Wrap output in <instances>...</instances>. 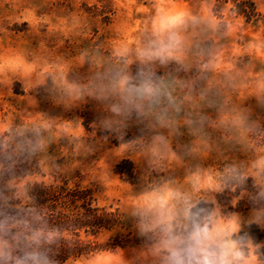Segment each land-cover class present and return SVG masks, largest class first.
Wrapping results in <instances>:
<instances>
[{"label": "rangeland", "instance_id": "obj_1", "mask_svg": "<svg viewBox=\"0 0 264 264\" xmlns=\"http://www.w3.org/2000/svg\"><path fill=\"white\" fill-rule=\"evenodd\" d=\"M254 1L248 22L234 0H177L168 59L151 39L157 0H0V133H14L17 153L45 174L20 192L53 176L95 187L122 218L100 239L123 235L126 264H157L155 238L133 214L140 193L196 167H234L264 186V0ZM126 82L139 92L125 108ZM124 159L132 182L115 171ZM237 201L217 202L221 215L264 226Z\"/></svg>", "mask_w": 264, "mask_h": 264}, {"label": "trees", "instance_id": "obj_2", "mask_svg": "<svg viewBox=\"0 0 264 264\" xmlns=\"http://www.w3.org/2000/svg\"><path fill=\"white\" fill-rule=\"evenodd\" d=\"M231 11L248 22L259 16L254 0H234ZM17 139L14 133H0V253H5L0 261L16 264L18 258L39 252L48 264H67L121 248L126 241L123 235L100 239L122 227V218L117 209L98 203L95 187L53 176L52 180L27 181L24 193L20 192V182L45 174L17 153ZM115 171L129 182L136 178L128 159L118 163ZM216 197L222 206L237 198V210L261 211L264 219V186L251 176L234 191L225 190ZM237 239L250 243L259 264H264V226L248 224Z\"/></svg>", "mask_w": 264, "mask_h": 264}, {"label": "clouds", "instance_id": "obj_3", "mask_svg": "<svg viewBox=\"0 0 264 264\" xmlns=\"http://www.w3.org/2000/svg\"><path fill=\"white\" fill-rule=\"evenodd\" d=\"M154 7L157 12L153 17L151 39L160 42L156 54L177 59V50L170 48L168 42L170 33L178 31L179 26L170 18L173 13L169 10H180L182 5L177 0H157ZM138 92V88L126 82L124 92L118 93L125 100V108L135 103ZM258 159L261 165L256 169L257 177L264 173V156ZM247 175L234 167L222 171L196 167L186 172L180 182L167 181L140 193L135 198L133 214L140 217L141 231L150 232L155 238L157 264H259L255 249L237 239L240 226L235 218L222 216L211 195L234 191ZM224 239L229 243L222 244ZM201 249L207 251V260ZM105 260L111 264H126L119 250L98 253L81 264H103ZM16 264H48V260L35 252L18 258Z\"/></svg>", "mask_w": 264, "mask_h": 264}]
</instances>
